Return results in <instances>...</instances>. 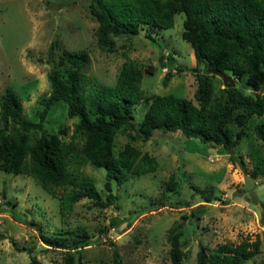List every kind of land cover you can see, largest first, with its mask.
<instances>
[{"label":"rangeland","instance_id":"obj_1","mask_svg":"<svg viewBox=\"0 0 264 264\" xmlns=\"http://www.w3.org/2000/svg\"><path fill=\"white\" fill-rule=\"evenodd\" d=\"M88 1L0 0V96L6 87L12 88L20 99L21 115L38 118V98L50 89L47 50L53 41L57 50L87 51L85 92L112 84L123 64L147 69L140 79L143 95L130 106L129 123L116 130L112 150L133 145L153 155L156 166L139 175L123 169L112 179L108 198L104 168L82 163L81 172L92 180L104 203L80 195L69 208L59 204V190L50 194L30 174L0 169V264H30L32 255L40 264L61 263L62 250L46 246L39 232L59 234L65 242L84 238L77 246L83 264H114V251L119 264H171L167 231L173 225L181 230L183 264H196L198 241L211 250L256 234L259 251L242 264H264V158L261 172H254L251 158L254 149L264 155V139L254 131L255 123L264 124V112L247 117L230 151L234 159L217 144L179 130L155 128L142 139L135 124L152 96L172 93L192 99L196 79L190 67L196 60L189 41L181 36L184 14L173 13L168 27L142 24L136 33L117 34L114 50L107 51L95 41L96 20ZM166 54L179 68H172L162 84ZM247 79L242 74L235 81L249 91ZM212 82L214 91L222 85L217 74ZM253 90L264 93V77ZM75 121L76 116L66 114V103L58 100L47 109L43 128L67 140ZM38 132L34 129L32 134ZM244 174L255 182L252 196L240 187ZM72 252L75 256L76 250Z\"/></svg>","mask_w":264,"mask_h":264},{"label":"trees","instance_id":"obj_2","mask_svg":"<svg viewBox=\"0 0 264 264\" xmlns=\"http://www.w3.org/2000/svg\"><path fill=\"white\" fill-rule=\"evenodd\" d=\"M88 10L96 20L95 41L107 51L114 50L117 34L136 33L142 24L168 27L172 25L173 13L184 14L181 36L189 41L196 60L190 67L196 79L192 99L172 93L152 96L135 124L142 139L148 138L155 128L179 130L230 153L247 117L264 112V93L253 90L264 77V0H89ZM56 47L53 41L47 50L50 89L38 98L41 107L36 120L21 115L20 99L12 88L6 87L0 96V169L30 174L50 194L59 190L62 208H69L80 195L101 205L104 202L94 183L81 172L82 163L104 168L103 186L108 198L112 179L123 169L139 175L156 166L153 155L139 152L133 145L125 144L115 153L112 150L116 130L129 123L130 106L143 95L140 79L147 69L123 64L112 84H100L85 92L83 70L89 62L87 51ZM164 64L162 84L172 68H179L169 54ZM212 66L229 73L233 85L221 80L222 85L214 91L212 76L216 73L207 69ZM242 74L248 75L245 82L249 91L235 81ZM58 100L66 103L68 116H76L67 140L43 128L47 109ZM34 129L39 130L38 134H32ZM254 131L264 139L262 122L254 124ZM229 156L234 159L231 153ZM251 158L254 172H261L264 155L254 149ZM180 233L176 225L167 231L171 264H183ZM39 237L46 246L62 250L63 260L59 264H83L77 246L84 244V238L65 242L59 234L44 232H39ZM259 246L258 234L254 239L242 237L230 246L211 250L198 241L196 264H242L259 251ZM113 259L114 264H119L115 251ZM29 263L40 264L33 255Z\"/></svg>","mask_w":264,"mask_h":264},{"label":"water","instance_id":"obj_3","mask_svg":"<svg viewBox=\"0 0 264 264\" xmlns=\"http://www.w3.org/2000/svg\"><path fill=\"white\" fill-rule=\"evenodd\" d=\"M207 69L209 71L214 72L217 75H219L221 80H222V82H224L225 84L233 85L234 80H233L232 76L229 73H227L225 70L217 69L215 66L208 67ZM254 184H255V182H254L252 176L248 175V174H244L240 187L242 189L246 190L248 196H252L253 195V186H254ZM1 197H4L3 193H1Z\"/></svg>","mask_w":264,"mask_h":264}]
</instances>
